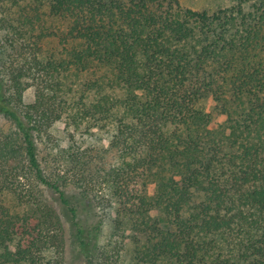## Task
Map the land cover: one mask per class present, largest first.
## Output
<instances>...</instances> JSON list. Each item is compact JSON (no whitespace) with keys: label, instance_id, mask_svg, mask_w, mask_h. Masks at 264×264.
Returning a JSON list of instances; mask_svg holds the SVG:
<instances>
[{"label":"trees","instance_id":"obj_1","mask_svg":"<svg viewBox=\"0 0 264 264\" xmlns=\"http://www.w3.org/2000/svg\"><path fill=\"white\" fill-rule=\"evenodd\" d=\"M11 1L0 264H264V0Z\"/></svg>","mask_w":264,"mask_h":264},{"label":"rangeland","instance_id":"obj_2","mask_svg":"<svg viewBox=\"0 0 264 264\" xmlns=\"http://www.w3.org/2000/svg\"><path fill=\"white\" fill-rule=\"evenodd\" d=\"M44 0H40L38 2V4H40V8L41 10L44 8ZM179 3L183 6V7H188V8H192V9H214L216 8L218 5H222V6H230L232 4H234L237 0H178ZM1 4L4 7H9L14 9L15 5L13 4V2L11 0H0V6ZM56 43V39H53V41H51V38H48L46 40L43 41V45L45 47H49L51 48L54 44ZM34 92H35V87L33 85H29L25 88V90L23 91V95H22V100L24 103H31L34 100ZM207 108L210 106V102L206 103ZM223 116H218L216 118V121L220 122L223 120ZM0 125L2 126L3 129H6L8 126V122L4 121V120H0ZM107 142H108V136L106 133H103L102 131H95L92 135L86 136L84 137L83 142H81V145H90V146H95V147H106L107 146ZM63 144V143H62ZM40 147V156L46 157L47 151L46 149L42 146L39 145ZM109 161V157L108 155H105L103 158L102 162H108ZM135 184V183H132ZM148 192L152 193L153 192V188L152 185L148 187ZM98 207L94 206L93 203L91 202L89 206H87V211H85V218L87 219L88 223L93 224L94 222H96L98 220L99 217V212H98ZM155 212H153L154 214ZM107 230L103 229L102 233H100L97 237H93L91 239H89V244L90 246H92L95 243H100L103 240V235L106 234ZM66 245H68V240H67V231H66ZM76 251H71L69 254L67 253V264H82L81 261H79V259L75 256L76 255ZM129 253H128V249L124 252V254H122L121 257V262L120 264H129Z\"/></svg>","mask_w":264,"mask_h":264}]
</instances>
